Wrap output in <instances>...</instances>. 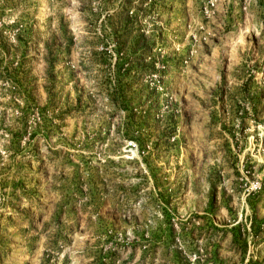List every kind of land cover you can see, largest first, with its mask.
Listing matches in <instances>:
<instances>
[{"label":"rangeland","instance_id":"1","mask_svg":"<svg viewBox=\"0 0 264 264\" xmlns=\"http://www.w3.org/2000/svg\"><path fill=\"white\" fill-rule=\"evenodd\" d=\"M0 264H264V0H0Z\"/></svg>","mask_w":264,"mask_h":264}]
</instances>
